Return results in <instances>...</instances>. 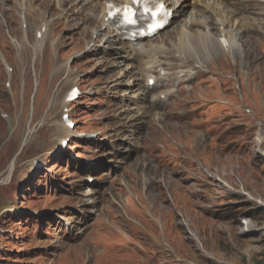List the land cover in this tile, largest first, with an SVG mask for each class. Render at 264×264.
Returning a JSON list of instances; mask_svg holds the SVG:
<instances>
[{"label": "rangeland", "instance_id": "1", "mask_svg": "<svg viewBox=\"0 0 264 264\" xmlns=\"http://www.w3.org/2000/svg\"><path fill=\"white\" fill-rule=\"evenodd\" d=\"M7 1L0 0V264H264V0L227 8L232 25L223 26L212 9L187 0L185 16L141 43L176 76L152 90L148 57L85 22L98 20L105 0H36L26 11ZM32 9L25 25L22 14ZM40 16L52 38L33 40ZM222 32L231 56L219 45ZM181 40L199 48L189 67L177 58ZM171 64L181 65L178 74ZM187 70L204 75L185 83ZM178 81L201 99L191 109L197 131L182 126L179 144L165 129L170 102L153 100L174 95ZM74 88L80 96L67 102ZM66 114L75 125L69 136Z\"/></svg>", "mask_w": 264, "mask_h": 264}, {"label": "bare ground", "instance_id": "2", "mask_svg": "<svg viewBox=\"0 0 264 264\" xmlns=\"http://www.w3.org/2000/svg\"><path fill=\"white\" fill-rule=\"evenodd\" d=\"M9 1L10 0H8L7 2H9ZM34 1H36V0H12L13 3H17V2L21 3V10L22 11H26V8H28V7L31 9L32 8V3ZM63 1L66 2V3L67 2L77 1L76 5L80 2V0H69V1L63 0ZM88 1L92 2V1H95V0H88ZM159 1L164 3L168 7V9L173 11V14H174L173 19L177 18V17L179 18L181 16H185L186 8L188 7V3L186 2L187 0H159ZM241 1L242 0H226L225 2L228 3V4H232V3H240ZM130 2H131V0H105L103 8H102V11L100 13V16H98V20L96 21V18L92 17L91 19H89V18L86 19L85 22L86 23H88V22H91V23H95L96 22V23H98V29L107 31L108 35L110 36V39H108V40H115V41L126 40L127 39V35L125 33H123L121 30H119L117 28V26H116L118 24V22L117 21L109 22V21H107V17H108V8L111 5L122 6V5H125V4H129ZM198 3L201 4L202 9L205 10L206 12H208L209 9H212V12L214 14H216L217 18L220 20V24L221 25H223V24H226V25L231 24L232 25V21L227 19V18H225L223 16V13L229 7L226 4H224V6H223L222 5V3H223L222 1H220V0H198ZM208 5H210L211 8ZM0 6H2L1 3H0ZM2 8H4V7H2ZM2 8H0V14L4 15L3 14L4 12L1 10ZM27 10H29V9H27ZM32 10H30L31 13L27 12L26 14H22V20H23L25 25L28 24V21L31 22V20H33V16H35V14L37 13L36 10H33V11ZM71 11H72V14H74V12L72 10V7H71ZM39 18H40V21L35 25V28H34L35 29L34 31H36V32H34L35 33L34 36L36 38L34 37L33 40H45L46 38H52V34L49 33L50 29H48V31H47V27L49 26V24L45 21V19L42 16H40ZM173 19H172V21H171L169 26H171V24L173 22ZM196 19H197V17L195 15H191L190 16V20H191L192 24H196ZM212 23H213V21H211V24ZM206 24H209L208 20H206ZM57 25L59 26L60 23H57ZM168 27H166L164 30H166ZM206 27H208V26H206ZM28 35L30 36L29 31H28ZM28 35L26 34V31H24V27H23L22 40H29V36ZM100 36H102V35H100ZM223 36L226 37V34L223 35V33H222L221 37H223ZM30 40H31V37H30ZM202 40H207L208 44L206 42H203V43L206 44L204 46V48H205V50L207 52L206 54L211 55L213 53V50L215 49V47H214V43H213V37L210 34V32H205L203 34V36H202ZM180 42L181 43H179V46L182 48V50H178V48H176L179 51V53H182L180 55L179 59L182 57L183 59H185V62L183 63V65H189L191 63L193 57L194 56H198L199 48L196 47V48H193V50H192V48H186V45L184 44L185 40H181ZM221 44H222L221 47L223 48V50L225 52H227L231 56L233 54V51H234V45L231 43L230 47H228L227 46V42L221 43ZM129 45H130V47H132V50H134V53H135V55L137 57L146 56V57H148L149 60L150 59L156 60L155 57H156L157 54H155L154 52H152V51H150L148 49H144L140 45V43H138V39L135 42L130 41ZM99 46H101V45H99ZM161 48L162 47H159V49H155V50L162 51ZM216 48H218V47H216ZM190 50H192V52H191L190 56H188V53H189ZM218 50H220V49H218ZM154 60H151V61L147 62L146 65H145V70H146V72H148V76L146 78V88H149V86H148L149 85V83H148L149 79H153V76H152L153 75V71L154 70L157 71V69L159 68L156 65V63L154 62ZM180 66L181 65H178V64H176V65L175 64H171V65H169V68L174 72V74H177L176 70ZM149 70H153V71H149ZM186 74H188L187 77L192 78V79L194 78V77H192V75H194V73L192 71H188V73H186ZM199 75L203 76L204 74L203 73H199ZM156 80L159 81V86L161 88H164V87L168 86L167 81L170 80V79H169V77L160 78L158 76V78ZM178 82H180V81H178ZM180 83H182V82H180ZM155 85H157V83ZM166 98L168 99L167 101H170V104H169V108L170 109H169V112H168V118H169L170 121H168L169 123H167V128L165 127V129L167 130V132L170 135V137L176 139L177 143L179 144L180 136H179L178 131L180 129H182V126H183V128H185V127L186 128H190L189 127L190 126L189 120H190V116L193 113H191L189 110L191 108H194V110H198L199 109L198 106H200L201 99L198 98L197 89L188 90L187 93H185L182 89H177V91L174 93V95L172 94L170 96H167ZM157 99H158L157 101H159V102L161 101L160 97H158ZM60 106L61 107L63 106L64 109L67 108V104L66 103H61ZM190 129H192V128H190ZM193 130L197 131V129H193ZM62 131L67 136H69L71 134L70 129L68 127H66L65 125L62 128ZM31 133H32V131H30L29 136H30ZM29 138L30 137H28V139L25 140V141H28ZM259 139L262 140L261 138H259ZM262 141H264V140H262ZM168 142H170V140L166 139L165 143H168ZM24 146H26V143L24 144ZM262 146L264 147V145H262ZM201 148L202 147H199L197 150L199 151ZM195 150L196 149H194L193 152ZM186 159L188 160V157ZM14 162L16 163V161H14ZM14 169H15V164H12L11 167L9 168V170H8V176H7L8 179L12 178L13 173H14ZM224 183H225V181H224ZM225 184H227V183H225ZM226 187H227V185H226ZM227 188H229V187H227Z\"/></svg>", "mask_w": 264, "mask_h": 264}, {"label": "snow or ice", "instance_id": "3", "mask_svg": "<svg viewBox=\"0 0 264 264\" xmlns=\"http://www.w3.org/2000/svg\"><path fill=\"white\" fill-rule=\"evenodd\" d=\"M137 2H138V0H137Z\"/></svg>", "mask_w": 264, "mask_h": 264}]
</instances>
